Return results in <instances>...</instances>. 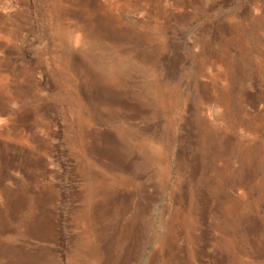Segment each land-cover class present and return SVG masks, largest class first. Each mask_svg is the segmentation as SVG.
<instances>
[{"label": "rangeland", "instance_id": "1", "mask_svg": "<svg viewBox=\"0 0 264 264\" xmlns=\"http://www.w3.org/2000/svg\"><path fill=\"white\" fill-rule=\"evenodd\" d=\"M0 264H264V0H0Z\"/></svg>", "mask_w": 264, "mask_h": 264}]
</instances>
